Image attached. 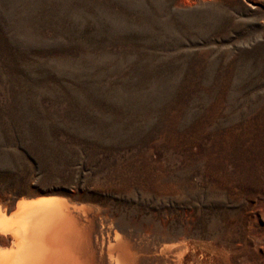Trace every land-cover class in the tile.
Segmentation results:
<instances>
[{
  "label": "rangeland",
  "instance_id": "1",
  "mask_svg": "<svg viewBox=\"0 0 264 264\" xmlns=\"http://www.w3.org/2000/svg\"><path fill=\"white\" fill-rule=\"evenodd\" d=\"M91 189L264 264V0H0V207Z\"/></svg>",
  "mask_w": 264,
  "mask_h": 264
},
{
  "label": "bare ground",
  "instance_id": "2",
  "mask_svg": "<svg viewBox=\"0 0 264 264\" xmlns=\"http://www.w3.org/2000/svg\"><path fill=\"white\" fill-rule=\"evenodd\" d=\"M134 194L20 196L14 207H0V264H214L197 230H155L151 200Z\"/></svg>",
  "mask_w": 264,
  "mask_h": 264
},
{
  "label": "water",
  "instance_id": "3",
  "mask_svg": "<svg viewBox=\"0 0 264 264\" xmlns=\"http://www.w3.org/2000/svg\"><path fill=\"white\" fill-rule=\"evenodd\" d=\"M17 201H18V199L14 200V201L12 202L11 206L14 207Z\"/></svg>",
  "mask_w": 264,
  "mask_h": 264
}]
</instances>
